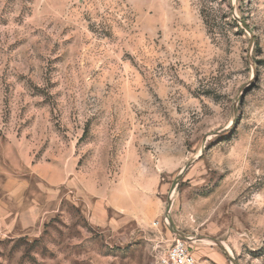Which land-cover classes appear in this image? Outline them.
Returning a JSON list of instances; mask_svg holds the SVG:
<instances>
[{"label":"rangeland","instance_id":"obj_1","mask_svg":"<svg viewBox=\"0 0 264 264\" xmlns=\"http://www.w3.org/2000/svg\"><path fill=\"white\" fill-rule=\"evenodd\" d=\"M177 240L264 264V0H0V264Z\"/></svg>","mask_w":264,"mask_h":264},{"label":"built area","instance_id":"obj_2","mask_svg":"<svg viewBox=\"0 0 264 264\" xmlns=\"http://www.w3.org/2000/svg\"><path fill=\"white\" fill-rule=\"evenodd\" d=\"M161 264H197V262L188 243L177 240L169 249L167 256L161 259Z\"/></svg>","mask_w":264,"mask_h":264},{"label":"water","instance_id":"obj_3","mask_svg":"<svg viewBox=\"0 0 264 264\" xmlns=\"http://www.w3.org/2000/svg\"><path fill=\"white\" fill-rule=\"evenodd\" d=\"M177 235L184 240H189V238H187L185 235L181 234L180 232H177Z\"/></svg>","mask_w":264,"mask_h":264}]
</instances>
